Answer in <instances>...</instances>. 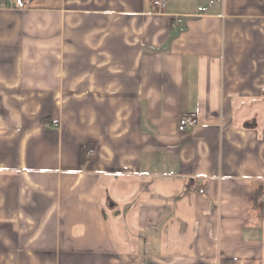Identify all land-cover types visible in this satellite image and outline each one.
I'll use <instances>...</instances> for the list:
<instances>
[{"label":"crops","instance_id":"1","mask_svg":"<svg viewBox=\"0 0 264 264\" xmlns=\"http://www.w3.org/2000/svg\"><path fill=\"white\" fill-rule=\"evenodd\" d=\"M263 198L264 0H0V264H264Z\"/></svg>","mask_w":264,"mask_h":264},{"label":"built area","instance_id":"2","mask_svg":"<svg viewBox=\"0 0 264 264\" xmlns=\"http://www.w3.org/2000/svg\"><path fill=\"white\" fill-rule=\"evenodd\" d=\"M28 2L29 0H7V4L10 6V8L17 11L26 10L28 8ZM167 4H168V0H153V5L157 9H160L161 11L166 8ZM180 22L181 21L178 20V23ZM197 125H198L197 118L193 116H183L178 122V131L180 133H188L192 131ZM191 190L199 192L200 194L204 193V190L201 189V185H197V186L194 185L191 188Z\"/></svg>","mask_w":264,"mask_h":264},{"label":"trees","instance_id":"3","mask_svg":"<svg viewBox=\"0 0 264 264\" xmlns=\"http://www.w3.org/2000/svg\"><path fill=\"white\" fill-rule=\"evenodd\" d=\"M89 146H86L83 150H82V164H84L86 162V153L88 154L89 152Z\"/></svg>","mask_w":264,"mask_h":264}]
</instances>
